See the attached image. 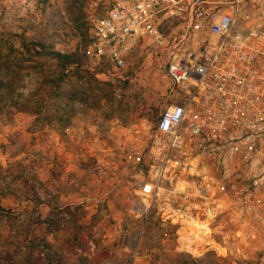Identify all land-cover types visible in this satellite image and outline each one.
<instances>
[{
    "label": "rangeland",
    "instance_id": "obj_1",
    "mask_svg": "<svg viewBox=\"0 0 264 264\" xmlns=\"http://www.w3.org/2000/svg\"><path fill=\"white\" fill-rule=\"evenodd\" d=\"M106 7L0 0V264H264V240L227 197L211 216L205 198L169 192L176 179L141 193L171 80L147 38L130 43L124 77L83 67Z\"/></svg>",
    "mask_w": 264,
    "mask_h": 264
},
{
    "label": "built area",
    "instance_id": "obj_2",
    "mask_svg": "<svg viewBox=\"0 0 264 264\" xmlns=\"http://www.w3.org/2000/svg\"><path fill=\"white\" fill-rule=\"evenodd\" d=\"M106 2L91 19L83 67L124 77L130 43L147 38L153 64L171 80L150 134L155 174L141 193L156 198L176 179L169 192L205 198L211 216L227 197L264 240V0ZM133 151L128 158L141 161ZM197 166L199 178L177 179Z\"/></svg>",
    "mask_w": 264,
    "mask_h": 264
},
{
    "label": "trees",
    "instance_id": "obj_3",
    "mask_svg": "<svg viewBox=\"0 0 264 264\" xmlns=\"http://www.w3.org/2000/svg\"><path fill=\"white\" fill-rule=\"evenodd\" d=\"M58 54V53H57Z\"/></svg>",
    "mask_w": 264,
    "mask_h": 264
}]
</instances>
